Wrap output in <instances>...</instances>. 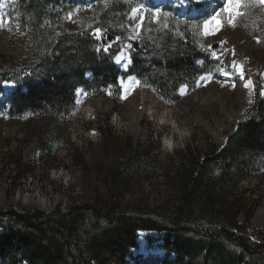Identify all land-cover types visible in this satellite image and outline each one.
Instances as JSON below:
<instances>
[{
	"label": "trees",
	"instance_id": "1",
	"mask_svg": "<svg viewBox=\"0 0 264 264\" xmlns=\"http://www.w3.org/2000/svg\"><path fill=\"white\" fill-rule=\"evenodd\" d=\"M72 1L17 0L12 6L10 19L26 32V50L29 55L35 51L36 63L29 60L19 67L18 88L7 108L10 116L39 113L51 124L73 107L78 89L87 94L119 90L120 79L130 75L153 87L164 100L178 101L180 88L195 84L213 64L202 44L205 17L177 18L172 4L155 6L146 11L140 36L129 40L131 0H89L92 11L82 15L81 29L69 32L60 21L74 8ZM160 9L171 16L156 18L154 12ZM95 28L102 29V39L94 36ZM127 44L132 63L124 72L116 56ZM9 69L0 72V86L16 82ZM249 113L221 151L208 149L203 159L190 148L178 151L173 168L162 170L170 199L156 210L148 206V214L129 212L121 203L129 158L106 169L102 180L106 200L74 205L63 215L1 214L7 220L0 234L3 262L129 264L126 256L128 249L137 247L136 232L153 229L166 234L167 258L160 264H264V241L253 240L246 223L239 222L241 214L246 220L253 215L254 206L248 208L245 196L228 190L264 164L259 160L264 157L260 89ZM172 254L175 257L168 258Z\"/></svg>",
	"mask_w": 264,
	"mask_h": 264
},
{
	"label": "rangeland",
	"instance_id": "2",
	"mask_svg": "<svg viewBox=\"0 0 264 264\" xmlns=\"http://www.w3.org/2000/svg\"><path fill=\"white\" fill-rule=\"evenodd\" d=\"M174 1V6L187 13L188 5L185 2ZM201 1L205 0L193 2ZM16 2L0 0V72L9 67V73L16 80L3 83L0 87L2 216L14 211L22 214L56 212L63 215L74 205L88 204L93 199L106 200L108 194L102 186L106 169L116 167L126 158L130 159L125 176L128 184L127 189L119 193L124 196L121 203L127 210L130 209L129 212L148 214L146 212L151 210L148 206L156 210L170 199L167 174L165 176L162 170L167 173L173 168L177 152L190 148L201 154L200 158L203 159L208 149L221 151L237 132L240 122L250 114L254 94L258 89L261 91V86L264 91V6L251 3L241 9L246 14L236 18L235 27L228 24L226 15H222L224 26L221 31L217 35H204V46L220 44L217 50L220 58L210 67L209 73L195 84L182 87L178 101L164 100L151 86L145 93L136 87L126 99H121L123 86L136 81L130 77L120 79L119 90L109 88L87 94L83 88L78 89L80 91L76 92L73 107L68 113L57 115L56 122L51 124L46 121V115L39 113L10 116L7 107L18 88L19 67L29 60V64L36 63L35 51L29 55L26 50V32L8 17L9 9ZM149 2L131 0L127 13L129 40L136 34L134 26L138 23V19L133 17H146V9L152 6ZM210 2L213 4L212 13L207 20L220 12L226 0ZM72 4L74 8L67 15L71 19L67 17L63 21L62 17L60 22L67 31L77 32L81 29L82 15L89 14L92 8L88 7L89 0H73ZM133 8H140L141 11L132 13ZM157 12L163 17L171 16L167 10H155L154 14ZM197 12L192 11L193 14ZM220 41L226 43L221 45ZM127 47L123 51L125 59L117 62L123 71L129 67L130 53ZM233 61L243 65L244 80L239 78V74L233 78L234 82L222 79L224 71L234 74L238 71L233 67ZM247 79L252 80L254 88L244 87ZM232 84L236 86L233 88ZM250 99L252 103H249ZM77 100L82 103L77 104ZM161 114H166L168 120L189 131V135L182 140L174 137L178 146L171 151L162 147V138L170 133L171 128L169 124L157 125ZM260 158V161H264V157ZM257 168L255 173L239 180L236 186L228 187V190L245 196L248 208L254 206L253 215L246 220V216L241 214L239 222L246 223L247 233L253 240L263 242L264 217L258 221L256 219L259 210L264 209V164ZM43 200L45 205L40 204ZM2 216L0 234L4 232L2 223L7 222ZM165 235V232L153 229L138 230L137 247L128 249L127 262H164L167 258ZM174 257L172 254L168 258ZM3 261L4 258L0 256V264H11L10 261ZM25 263L23 261L22 264ZM107 264L117 263L108 260Z\"/></svg>",
	"mask_w": 264,
	"mask_h": 264
},
{
	"label": "snow or ice",
	"instance_id": "3",
	"mask_svg": "<svg viewBox=\"0 0 264 264\" xmlns=\"http://www.w3.org/2000/svg\"><path fill=\"white\" fill-rule=\"evenodd\" d=\"M251 3H255V4H259L264 6V0H226V2L223 5V8L220 10V12H217L215 16H213L210 20H206L204 22L203 25V31H204V35H217L221 29L223 28L224 24L223 21L221 19L222 15H226L228 17V24L232 27H235V21L237 17H243L246 13L241 11L242 8H244L246 6V4H251ZM141 9L140 8H133L132 9V13H138L140 12ZM156 17L159 18L160 13L157 12ZM69 19H71V16L68 17ZM133 19H138V23L134 26L135 28V35H133L132 39H137L140 35V32L142 31L143 28V21L145 19V17L143 15H140L139 17H133ZM166 26V25H165ZM19 27V25H18ZM93 34L94 36L99 40L103 38V31L100 28H95L93 30ZM119 39V38H117ZM257 42L259 43L260 41L257 40ZM221 45H224L226 43V41H220ZM111 47V45H105L104 47V51H108L109 48ZM209 48H211V46H209ZM99 50V49H98ZM212 55L215 56L217 59L220 58L219 55H217V53L215 51H212ZM125 56L123 54V52L120 53V55L116 56V60L117 62H120L121 60H124ZM130 59H129V63H130ZM233 67L238 69V73H239V78L241 80H244V74H245V69L243 67V65L240 64H236L235 61H233ZM223 71V70H221ZM223 74L225 76L230 75L227 71H224ZM209 79H211L209 77ZM140 86V81L136 80L134 81V83H129L127 85L123 86V92L124 95L121 96V99H126L129 92ZM236 85L232 84V87L234 88ZM244 87L246 89H252L255 86L253 85V82L251 79H247L244 82ZM80 90H77V92L79 93ZM84 95H87L86 93H84ZM109 95H111V93L109 92ZM260 95H264V91H260ZM77 104L82 103V101L77 100L76 101ZM249 103H252V100H249Z\"/></svg>",
	"mask_w": 264,
	"mask_h": 264
},
{
	"label": "clouds",
	"instance_id": "4",
	"mask_svg": "<svg viewBox=\"0 0 264 264\" xmlns=\"http://www.w3.org/2000/svg\"><path fill=\"white\" fill-rule=\"evenodd\" d=\"M165 124L170 125L171 131L162 138V147L165 150L171 151L174 147L178 146L174 141V137L182 140L189 135V131L187 129H181L175 121L168 120L166 114H161L157 119V125L163 126Z\"/></svg>",
	"mask_w": 264,
	"mask_h": 264
},
{
	"label": "bare ground",
	"instance_id": "5",
	"mask_svg": "<svg viewBox=\"0 0 264 264\" xmlns=\"http://www.w3.org/2000/svg\"><path fill=\"white\" fill-rule=\"evenodd\" d=\"M137 121H138V119H137ZM40 204L41 205H45L46 202H44V200H43V201L40 202ZM263 217H264V209H260L259 212H258V214H257L256 221L261 220Z\"/></svg>",
	"mask_w": 264,
	"mask_h": 264
},
{
	"label": "water",
	"instance_id": "6",
	"mask_svg": "<svg viewBox=\"0 0 264 264\" xmlns=\"http://www.w3.org/2000/svg\"><path fill=\"white\" fill-rule=\"evenodd\" d=\"M218 46H219V44L216 43V44H214V45L212 46V49H216Z\"/></svg>",
	"mask_w": 264,
	"mask_h": 264
}]
</instances>
